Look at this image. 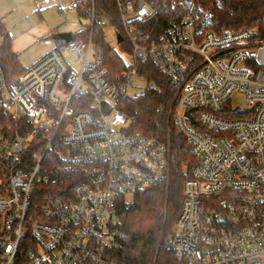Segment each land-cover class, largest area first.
<instances>
[{
	"label": "built area",
	"instance_id": "1",
	"mask_svg": "<svg viewBox=\"0 0 264 264\" xmlns=\"http://www.w3.org/2000/svg\"><path fill=\"white\" fill-rule=\"evenodd\" d=\"M97 1L72 5L88 4L84 38L59 40L14 82L0 66V264H130L118 202L167 185L173 165L170 139L132 131L122 109L139 96L135 81L147 82L142 94L156 89L143 62L174 89L170 125L195 160L168 251L181 264H264L258 29H219L215 14L231 0L192 5L166 25L147 0H112L118 23ZM107 27L130 57L115 76L95 40ZM236 95L245 107L232 105Z\"/></svg>",
	"mask_w": 264,
	"mask_h": 264
},
{
	"label": "trees",
	"instance_id": "2",
	"mask_svg": "<svg viewBox=\"0 0 264 264\" xmlns=\"http://www.w3.org/2000/svg\"><path fill=\"white\" fill-rule=\"evenodd\" d=\"M99 8H108L111 17L118 23V13L112 0H98ZM156 12V20L168 24L180 18L192 5L205 4L208 0H147ZM230 11H233L230 13ZM88 4L79 8L80 17H88ZM215 17L222 28H257L259 38L264 40V1L231 0L224 10ZM3 41L0 47V66L9 82H14L25 68L21 67L18 55L12 50L10 35L0 20ZM89 29L84 28L73 34L75 39L84 38ZM95 40L103 50L104 65L113 76L124 71V59L104 39L103 29H95ZM58 43V42H57ZM139 73L156 84V89L124 100L123 111L132 119V131L161 139L169 138L173 150L172 175L169 183L156 188L145 189L134 194L131 201L122 197L117 206L120 221L115 230L126 236L120 256L130 264H181L168 251L166 240L173 234L179 217L184 195L183 185L190 177L195 160L190 144L170 125V110L175 91L168 80L150 62L140 64ZM3 120L0 117V122ZM40 200L49 192L42 186Z\"/></svg>",
	"mask_w": 264,
	"mask_h": 264
},
{
	"label": "rangeland",
	"instance_id": "3",
	"mask_svg": "<svg viewBox=\"0 0 264 264\" xmlns=\"http://www.w3.org/2000/svg\"><path fill=\"white\" fill-rule=\"evenodd\" d=\"M86 0H0V20L5 31L10 35L12 50L18 55L19 64L28 68L56 47L55 36L62 33L75 34L86 24L79 11L72 8L73 3ZM115 29H105L106 41L115 49ZM124 60H130L126 53H121ZM136 88L132 95L142 94L146 81H135ZM235 107H245L246 100L236 95L232 100ZM133 197H128L131 201ZM124 240L127 237L122 235Z\"/></svg>",
	"mask_w": 264,
	"mask_h": 264
},
{
	"label": "water",
	"instance_id": "4",
	"mask_svg": "<svg viewBox=\"0 0 264 264\" xmlns=\"http://www.w3.org/2000/svg\"><path fill=\"white\" fill-rule=\"evenodd\" d=\"M72 39V34L71 33H62V34H57L55 36V40H64L66 42L71 41ZM118 41L121 42L122 38L121 36L118 37Z\"/></svg>",
	"mask_w": 264,
	"mask_h": 264
},
{
	"label": "crops",
	"instance_id": "5",
	"mask_svg": "<svg viewBox=\"0 0 264 264\" xmlns=\"http://www.w3.org/2000/svg\"><path fill=\"white\" fill-rule=\"evenodd\" d=\"M59 40H57V42H58ZM55 48V47H54ZM40 60V59H39Z\"/></svg>",
	"mask_w": 264,
	"mask_h": 264
}]
</instances>
